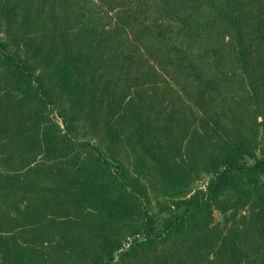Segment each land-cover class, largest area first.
<instances>
[{
    "label": "rangeland",
    "instance_id": "1",
    "mask_svg": "<svg viewBox=\"0 0 264 264\" xmlns=\"http://www.w3.org/2000/svg\"><path fill=\"white\" fill-rule=\"evenodd\" d=\"M0 264H264V0H0Z\"/></svg>",
    "mask_w": 264,
    "mask_h": 264
},
{
    "label": "trees",
    "instance_id": "2",
    "mask_svg": "<svg viewBox=\"0 0 264 264\" xmlns=\"http://www.w3.org/2000/svg\"><path fill=\"white\" fill-rule=\"evenodd\" d=\"M242 53H240V55H241Z\"/></svg>",
    "mask_w": 264,
    "mask_h": 264
}]
</instances>
